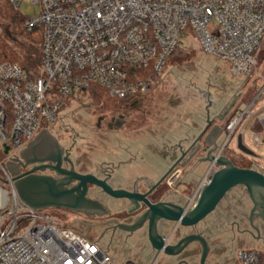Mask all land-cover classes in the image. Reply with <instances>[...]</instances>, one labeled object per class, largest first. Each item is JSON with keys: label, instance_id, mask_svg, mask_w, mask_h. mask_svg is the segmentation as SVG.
I'll use <instances>...</instances> for the list:
<instances>
[{"label": "built area", "instance_id": "obj_1", "mask_svg": "<svg viewBox=\"0 0 264 264\" xmlns=\"http://www.w3.org/2000/svg\"><path fill=\"white\" fill-rule=\"evenodd\" d=\"M24 1L39 4L41 13L21 14ZM5 3L26 30L40 31L41 64L34 75L0 59V172L10 188L0 186V264H118L101 240L24 204L1 158L19 155L41 129L56 124L66 100L93 84L119 100L147 95L183 34L228 61L232 76L250 75L264 41V0H0V8ZM257 99L224 122L217 155ZM254 140L261 138L254 133ZM217 168L210 164L189 205ZM236 257L240 264H264V248H242Z\"/></svg>", "mask_w": 264, "mask_h": 264}, {"label": "rangeland", "instance_id": "obj_2", "mask_svg": "<svg viewBox=\"0 0 264 264\" xmlns=\"http://www.w3.org/2000/svg\"><path fill=\"white\" fill-rule=\"evenodd\" d=\"M19 12L26 17H35L41 13V6L24 1L19 7ZM35 32V35H40V31ZM0 36L7 46L5 49L0 47V53L4 50L7 51L5 53H9L11 59L19 63V59L22 58L20 49L13 41L4 37L1 29ZM0 59H4L2 54H0ZM30 72L34 75L40 74L39 67H32ZM240 90H243L240 94L241 101L236 102L238 105L234 107L232 103L235 100V93ZM263 90L264 41L257 52L256 64L251 74L246 77H235L229 72L228 61L204 53L192 34H183L178 49L168 58L162 76L156 78L155 85L143 100L128 101V105L105 109L100 107L101 104L94 98L91 90L80 96L76 93L72 99L66 100L58 121L48 130L65 148L71 149V158L75 162L77 170L83 173H96L99 167L104 164L117 166L118 161L124 160L122 155L127 157L123 153L126 150L134 151L141 148L140 152L145 151L143 146L149 141L150 144H152L151 141L155 142L153 149L157 151H160L159 149H162L160 147L166 143H174L169 139V133L173 132L174 128L173 136L177 135L182 138L185 135V129L195 126V124L197 128V125L205 119L209 99L213 103L210 112L223 115L224 121H226L239 105L248 106L253 99L259 97L238 126L228 145V153L225 150L222 154L230 156L236 164L264 172V145H262L264 127L261 123V117L264 115V94L261 95ZM233 94L235 95L233 96ZM106 96L112 99L108 93ZM120 113L126 114L125 119L115 124L114 129L110 130L108 127L110 116L113 114L118 117ZM100 117H104V120L98 124ZM177 126L178 128H176ZM240 131L245 136V139H242L243 145L249 147L256 153L255 155L246 154L238 148L236 138ZM254 133L261 138L259 143L254 140ZM1 159L6 165V160L3 157ZM127 168L130 167L122 165L120 169H117L115 172L117 182L120 181L117 178L119 172H122L126 177L129 176ZM207 169L208 167L193 169L189 175H185L182 171L186 176H183V180H181H186L184 183L178 180L177 176L169 177L163 185L165 189L171 191L169 199L180 201L184 206L191 207L190 200L204 179ZM178 171L180 170L176 172ZM160 176L161 173L154 178H140L142 179L141 188L147 182H152ZM5 177L6 175L0 172V186L10 189L5 182ZM134 178L120 182L130 186ZM90 196L103 199L115 211L126 209L129 204L128 200H117L115 204H112L96 188L91 189ZM252 205L245 187L236 186L227 193L216 210L196 227L204 229L207 224H213L214 227L223 228V232L227 231L226 235H229L228 227L233 215L236 213L250 215ZM47 210L57 217L61 226L100 239L101 243L110 249L118 264H172L175 262V258L155 254L149 240L146 239L147 234L144 229L128 236L124 231L117 230L115 232L108 229L107 219L109 216L106 215L88 216L57 208ZM226 211L230 213L229 216H227L228 214L223 215ZM123 217L119 216L118 218L122 220ZM173 224L175 223L172 222L170 225ZM189 230L190 228H184L181 232ZM261 246H263L262 242L248 241L243 245V248H262ZM191 262L198 264V259H193Z\"/></svg>", "mask_w": 264, "mask_h": 264}, {"label": "water", "instance_id": "obj_3", "mask_svg": "<svg viewBox=\"0 0 264 264\" xmlns=\"http://www.w3.org/2000/svg\"><path fill=\"white\" fill-rule=\"evenodd\" d=\"M212 105L209 99L199 135L195 138L188 136L177 144L178 152L181 154L177 162L146 193L114 188L109 184L108 179L112 177L114 168L120 169L127 163L126 161L119 162L104 178L92 172H79L75 169L71 150L65 148L48 129H41L19 155L7 160L6 168L11 173L20 200L36 210L57 208L88 216L107 214L108 208L105 204L89 195L90 186L101 188L113 198L128 199L134 205L131 212L138 210L143 204L146 207L144 213L133 223H118L114 228L132 235L147 223L149 243L159 256L162 254L168 257L177 256L189 244L199 242L202 245L200 264H206L210 246L205 237L200 234H189L171 243L169 239L174 231L167 237L163 236L158 231V222L168 220L175 222L176 226L193 227L211 214L231 189L242 185L253 203L249 215L252 229L259 232V228L253 223L255 216L264 223V172L256 168L237 166L227 155L216 154L217 141L224 133L220 122L225 118L219 113H211ZM197 143V148L193 149L187 159H191L201 150L205 155L197 161L209 164L214 162L218 168L210 176L209 181L202 185L194 204L188 207L172 202H151L148 198L151 191ZM202 145V148L199 147ZM238 148L246 154L253 155V152L243 145L241 137L238 139ZM8 150L6 147L5 152ZM64 162H67L69 167H63ZM30 165L32 167L27 169ZM46 170L54 174H46Z\"/></svg>", "mask_w": 264, "mask_h": 264}, {"label": "flooded vegetation", "instance_id": "obj_4", "mask_svg": "<svg viewBox=\"0 0 264 264\" xmlns=\"http://www.w3.org/2000/svg\"><path fill=\"white\" fill-rule=\"evenodd\" d=\"M128 101H131V100H127V101H124L122 103H119L118 106L120 107L124 104L128 105ZM131 104H133V103H131ZM125 117H126V114H124V113H120V115L118 117H116L115 115L112 114L110 116V120L108 122V127L110 128V130L114 129V125L117 124L118 122L124 120ZM103 120H104V117H100L98 124H100ZM198 135H199V133H197L195 135V137H197ZM222 142H223V136L217 141L218 144H217L216 152L220 149ZM197 145H198V143L195 144L194 147L188 151L187 155L184 156V158L177 163V165L169 172V174L166 176V178L156 188H154L151 191V193L148 195V198L150 199L151 202L163 201V202H172V203L184 205L180 201L176 202L174 200L169 199V195H170L171 191H168L167 189H165L163 187V185L166 183V181L169 177L173 178V177L177 176L178 180H180V181L183 180V176L191 174L192 169H189L190 167H194V169L195 168L198 169V167H200L202 165V163H204V162H198L197 161V159H199L205 155L203 152H201V150H199V152L194 157H192L191 159H187L188 155L191 154L192 151H194L193 149L197 148ZM227 146H228V144L225 147H227ZM199 147L202 148L203 145L199 146ZM225 147H224V149H225ZM160 148H162V149H159L160 151L156 150V152H157V154H159V156H161L162 158H165L167 160L168 165H167L166 169L164 170V172L161 173L160 177H158L156 180H153V181L151 180L152 182H147L146 184H144L143 185L144 189L141 188L142 179H140V178H142V177H139V176L132 179V181H131L132 183L130 186H128L127 183H124V182H120V181L117 182V180L115 178V172L117 171V168L115 166H113L112 164L111 165L104 164L103 166L99 167V170H97V172L95 174L104 178L105 176H107V174L111 173L112 168L115 167L114 168L115 171H114V173H112V177L108 179V182H109V184H111V186H113L114 188H123V189H127L129 191L146 193L149 190H151L152 187L171 168V166L177 162L178 157L181 155V154H179L178 147L176 145H174V146L173 145L172 146L164 145L163 147H160ZM119 162H122V161H118V163ZM73 163L75 166L74 161H73ZM31 167H32V165L28 166L27 169H29ZM63 167H69V164L67 162H64ZM75 169H76V166H75ZM179 169H181V171L176 172ZM182 171H184L185 175H183ZM79 172H81V171H79ZM45 173L46 174H54V172H52L50 170H46ZM181 182L184 183V182H186V180L181 181ZM92 188L98 189V191L101 194H103L108 199V201L112 204H115L117 200H128V199L113 198L109 194L103 192L101 190V188L94 187V186H90L89 195L91 193ZM95 198L102 201L105 204V206L108 208V212H107V214H105L106 216H109V218L107 219V228L112 229L115 232H117V230L122 231L119 228H116V229L114 228L118 223H133L138 217H140L144 213V211L146 209L145 205L142 204L141 208H139L138 210H136L134 212H131V209H133L134 205H133V203H131L128 200L129 204H128L126 209H122V210L120 209L119 211H115L108 204V202L105 203V201H103V199H100L99 197H95ZM224 214H226V215L228 214L227 216L230 215V213L228 211L223 213V215ZM249 214H250V212H249ZM119 216H124V217L121 220L118 218ZM220 220H221V217H220ZM201 222H199L197 225H199ZM171 223H172V221H168V220H160L158 222V231L163 236L167 237L174 231L172 236H170V239H169V242H171V243H174V242L178 241L181 237H184L185 235H189V234H200L206 238V240L210 246V252H209L206 264H240L239 260L236 257V253L239 249L243 248L244 244H246L248 241H253V242H262L264 245V223L257 216H255L253 223L259 228V232L252 229V227L250 225V221H249V215H243V214L236 213V215H233L232 220L230 221V226L228 227L229 228V230H228L229 235H226L227 231L223 232V228H220L218 226L214 227L213 224H209V225L207 224L204 229H198L196 227L197 225H195L193 227H183L180 225L176 226L175 222H173L175 224L170 225ZM173 226H174V228H173ZM179 228H180V230H179ZM184 228H190V230L183 233V232H181V230ZM142 229H144L146 231V234H147L146 239L148 240V225H147V223H145L144 226L142 228H140L139 230H142ZM139 230H137V231H139ZM137 231H135L134 233H136ZM126 234L128 236L133 235V234L129 235L128 233H126ZM201 251H202L201 243L193 242V243L189 244L181 254H179L177 256H172L170 258H175V262L172 264H192L191 261L193 259H196V258L198 259V264H200ZM155 254H156V252H155Z\"/></svg>", "mask_w": 264, "mask_h": 264}, {"label": "trees", "instance_id": "obj_5", "mask_svg": "<svg viewBox=\"0 0 264 264\" xmlns=\"http://www.w3.org/2000/svg\"><path fill=\"white\" fill-rule=\"evenodd\" d=\"M23 22H24V19L21 17L19 12L13 9L8 3H5L0 8V29L4 37L13 41L16 44V46L20 49L22 53V58L19 59V64L24 70H26L27 72H30L32 67H39L41 64V53H40L41 36L39 34L35 35L36 34L35 31L26 30L24 28ZM0 47L2 49L7 48V46L5 45L2 39V36H0ZM5 52L7 51L4 50L2 51V53H0L3 55L4 59L7 58L5 60L13 61L9 53H5ZM90 90L92 91L94 98L98 101V103L101 104L100 107L105 108V109L111 108V107L112 108L117 107L119 103H122L127 100V99L119 100L115 98L114 99L108 98L106 96L107 92L105 88L97 84H93L90 87ZM225 150L228 153V146L225 147V149L223 150V153ZM233 163L240 167H249V166H244V165L242 166V165L236 164L234 160H233Z\"/></svg>", "mask_w": 264, "mask_h": 264}, {"label": "crops", "instance_id": "obj_6", "mask_svg": "<svg viewBox=\"0 0 264 264\" xmlns=\"http://www.w3.org/2000/svg\"><path fill=\"white\" fill-rule=\"evenodd\" d=\"M242 91L243 90L237 91V93H235L236 95L233 94V96L235 95V97H236V98H234L235 100L232 103L234 107H235V105H238V104H236V102H240L241 101L240 94L242 93ZM146 96L147 95H144V96L135 98V99H133L131 101H134V100L136 101V100H139V99L140 100H143V98L146 97ZM242 97H243V95H242ZM241 105H239V107L240 108H243L244 106H241ZM239 107H237V108H239ZM224 122H225L224 120L222 122H220V125L222 127H223ZM215 123H216V121H215ZM203 124H204V120L201 121L199 123V125H197V128H196V124H195V126H189L187 124L189 127L187 129H185L186 130L184 132L185 135L182 138L181 137H178L177 135L173 136L174 135L173 132L175 131V128H174V131L169 133V139L171 141H173L174 143H172V144L166 143V145L167 146L168 145L169 146H172V145L173 146L174 145L177 146V144L181 140L185 139L186 137H188V136L189 137H195V135L201 131V129L203 127ZM176 128H178V126ZM194 128H195V130H194ZM181 130H183V129H181ZM175 134H176V132H175ZM239 137H241L242 139H245V136H244V134H243L242 131H240L237 134V138H236L237 141H238ZM148 143H145V146H143V147H145V151H143V152H140L141 148H137L134 151H127L126 150L125 152H123L125 154V156H127V157H124V155H122L123 156L122 158H124V160H120V161H126L127 164H125V165H127V167H130V168H127V169H129V172H128V175L129 176H127V177L124 176L122 172L121 173L120 172L118 173L119 175H118L117 178L120 179V181H123V180H126L127 181V180H130L133 177H138V176L139 177L154 178L155 176H158L160 173L163 172V170L166 169V167L168 165V162H167V160L165 158H162L161 156H159V154H157L156 150L153 149V146L155 145V142H152L151 141L152 144H150V143L148 144ZM262 145H264V142L262 143ZM245 147H246V145H245ZM247 148H249V147H247ZM147 152H149V153L147 154ZM255 154L256 153L253 152V155H255ZM209 166H210L209 163L204 162V163H202V165L200 167H198V169L199 168H204V167L207 168ZM189 169H192L193 170L194 167H190ZM195 169H197V168H195ZM179 170L181 171V169H179ZM147 171H150V172H147ZM261 247L264 248V245L261 246ZM259 249H261V248H259Z\"/></svg>", "mask_w": 264, "mask_h": 264}]
</instances>
